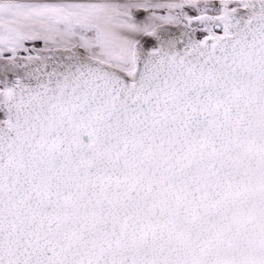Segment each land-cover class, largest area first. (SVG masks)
I'll return each instance as SVG.
<instances>
[{"label":"snow or ice","instance_id":"1","mask_svg":"<svg viewBox=\"0 0 264 264\" xmlns=\"http://www.w3.org/2000/svg\"><path fill=\"white\" fill-rule=\"evenodd\" d=\"M0 264H264V0H0Z\"/></svg>","mask_w":264,"mask_h":264}]
</instances>
